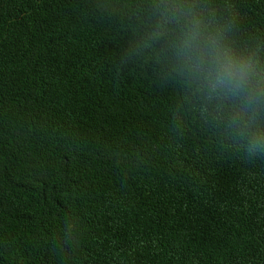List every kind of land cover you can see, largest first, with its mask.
<instances>
[{"label": "trees", "instance_id": "trees-1", "mask_svg": "<svg viewBox=\"0 0 264 264\" xmlns=\"http://www.w3.org/2000/svg\"><path fill=\"white\" fill-rule=\"evenodd\" d=\"M189 27L264 76V0H0V264H264V112Z\"/></svg>", "mask_w": 264, "mask_h": 264}, {"label": "clouds", "instance_id": "clouds-1", "mask_svg": "<svg viewBox=\"0 0 264 264\" xmlns=\"http://www.w3.org/2000/svg\"><path fill=\"white\" fill-rule=\"evenodd\" d=\"M178 55L200 90L236 102L244 115L264 112V76L256 72L251 58L201 43L192 27L184 34ZM260 139L264 137L248 141L250 149L261 146Z\"/></svg>", "mask_w": 264, "mask_h": 264}]
</instances>
